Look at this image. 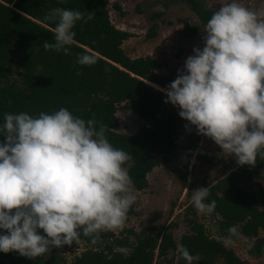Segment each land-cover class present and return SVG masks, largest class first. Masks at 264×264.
<instances>
[{"label":"clouds","instance_id":"clouds-1","mask_svg":"<svg viewBox=\"0 0 264 264\" xmlns=\"http://www.w3.org/2000/svg\"><path fill=\"white\" fill-rule=\"evenodd\" d=\"M83 18L77 10L51 9L45 19L56 21L54 43L43 47L71 54L72 29ZM203 32V48H193L183 70L165 88L144 82L164 92L165 103L178 106V115L198 134L234 154L238 164L254 165L257 154L264 155V10L237 0L222 3ZM95 62L92 54L77 55L80 65ZM106 131L94 118L85 121L63 107L36 117L4 114L0 229L7 231L0 234V252L15 251L34 260L78 243L81 235L123 227L136 200L123 167L131 156L113 147ZM208 195L203 187L192 196L201 213L215 209L214 200L204 203ZM177 247L186 264L201 259L184 245Z\"/></svg>","mask_w":264,"mask_h":264},{"label":"trees","instance_id":"trees-1","mask_svg":"<svg viewBox=\"0 0 264 264\" xmlns=\"http://www.w3.org/2000/svg\"><path fill=\"white\" fill-rule=\"evenodd\" d=\"M185 2L199 21V25L184 23L183 36L191 37L200 26L205 27L212 9L197 0ZM107 0H0V125L4 114L27 113L36 117L41 112L54 113L60 108L68 109L75 117L87 121L94 118L97 124L106 126L105 133L113 147L130 154L126 168L132 187H147L146 174L159 162H166L176 147V139L186 120L165 108L166 94L144 82L166 87L174 80V70L165 62L151 56L130 58L121 43L130 34L115 28L106 11ZM114 7L119 10L117 5ZM53 8L77 10L84 18L75 23V33L70 53L46 50L44 42L54 43V20L45 17ZM92 19H87L89 15ZM158 15V14H155ZM148 28V35H153ZM92 54V65L77 63L78 54ZM158 70V73H155ZM79 73V75L77 74ZM127 103L128 110L141 121L133 134L117 131L114 116L116 107ZM4 140L0 136V143ZM198 142L197 134L191 133L186 145V159H190ZM205 162L211 157L197 156ZM234 159H237L234 155ZM259 175L262 184L252 191L241 185L253 181ZM209 195L204 203L215 201V209L205 214L212 220L211 232L195 218H187L188 230L177 240L168 228L158 229L153 235L147 227L139 232L127 230V236H118L110 230H102L98 236L81 235L84 249L66 262L61 248L28 259L19 253L0 252V264H152L154 257H164L171 250L170 260L186 264L181 258L178 245L201 259L195 264H247L222 239L250 238L245 252L253 257L264 254V155L257 154L254 165H240L225 173L214 183L205 185ZM130 212V210H128ZM230 229H235L231 232ZM7 230L0 229V234ZM38 232L44 235L42 229Z\"/></svg>","mask_w":264,"mask_h":264},{"label":"rangeland","instance_id":"rangeland-1","mask_svg":"<svg viewBox=\"0 0 264 264\" xmlns=\"http://www.w3.org/2000/svg\"><path fill=\"white\" fill-rule=\"evenodd\" d=\"M197 1L213 11L218 10L222 3L231 2V0ZM237 2L253 10H264V0H237ZM114 5H117L119 10ZM105 8L111 24L130 34L121 43L123 52L130 58L148 55L158 62H165L174 70V79L178 70H183L186 58L194 54L193 48L202 49L204 46L205 27L200 26L191 37H184L182 34L184 23L199 25L197 17L183 1L107 0ZM151 24H155V27L152 29L154 34L150 36L147 31ZM155 73H158V70H155ZM165 108L175 114L180 111L178 106H173L170 102L165 104ZM114 116L118 121L117 131L121 133L133 134L142 124V121L128 110L126 102L116 107ZM185 125L188 127L186 128ZM194 132L198 136V142L193 155L187 161L186 145L190 134ZM201 155L211 157L212 161L205 162L197 157ZM237 165L234 154H228L211 138L198 134L195 126L186 120L169 160L160 161L159 165L146 174L148 184L146 188L136 190L132 187L136 200L129 208L130 212H127L124 225L122 228L110 231L133 240L134 237L127 230L138 233L141 227H147L148 233L153 235L159 228L166 229L168 224L172 223L176 225L168 229L177 240L180 234L188 230L186 219L195 218L211 232L212 220L195 208L192 196L197 188L216 182ZM262 182L260 176L256 175L253 181L245 182L241 186L245 190L252 191ZM258 236H264V231H259ZM222 242L240 258L245 259L247 264H264V254L253 257L245 252L250 238L239 235L236 240L223 238ZM83 249L82 243L74 241L63 248L61 255L66 262H69ZM171 253V250H167L164 257H154L152 264H175V259L170 260ZM215 264L223 263L217 260Z\"/></svg>","mask_w":264,"mask_h":264}]
</instances>
